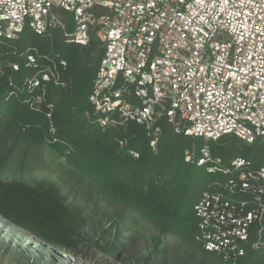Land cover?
Here are the masks:
<instances>
[{
    "label": "trees",
    "instance_id": "obj_1",
    "mask_svg": "<svg viewBox=\"0 0 264 264\" xmlns=\"http://www.w3.org/2000/svg\"><path fill=\"white\" fill-rule=\"evenodd\" d=\"M58 13L71 30L72 13ZM103 51L93 31L81 45L59 28L40 35L25 27L17 39L0 42V216L59 248L86 240L116 258L136 245L129 256L140 264H263L264 218L250 224L239 243L244 255L235 260L196 240L194 204L201 191L218 190L214 182L226 183L235 172L208 173L196 157L185 161L184 152L207 146L227 166L241 157L257 169L264 166V141L248 144L234 134L205 140L175 132L164 116L154 149L135 122L101 128L89 94ZM31 54L36 66L27 65ZM53 64L63 85L49 79L29 91L26 80ZM32 95L41 97L37 109Z\"/></svg>",
    "mask_w": 264,
    "mask_h": 264
},
{
    "label": "built area",
    "instance_id": "obj_2",
    "mask_svg": "<svg viewBox=\"0 0 264 264\" xmlns=\"http://www.w3.org/2000/svg\"><path fill=\"white\" fill-rule=\"evenodd\" d=\"M58 9L72 13L71 30ZM25 27L40 35L59 28L81 45L94 32L104 51L89 102L101 128L135 122L154 149L164 116L177 133L264 141V0H0V42L17 39ZM27 65H37L33 54ZM49 79L63 85L55 64L28 78L27 88ZM31 97L37 109L41 97ZM194 157L208 173L235 172L214 182L218 190L203 189L194 204L196 240L235 260L244 255L239 243L250 224L264 218V166L253 169L241 157L227 166L207 146L185 150V161Z\"/></svg>",
    "mask_w": 264,
    "mask_h": 264
},
{
    "label": "rangeland",
    "instance_id": "obj_3",
    "mask_svg": "<svg viewBox=\"0 0 264 264\" xmlns=\"http://www.w3.org/2000/svg\"><path fill=\"white\" fill-rule=\"evenodd\" d=\"M108 225L106 223L104 228H109ZM109 233L105 234L107 240L112 239L109 238ZM132 248L134 249L128 250L127 255L121 253L116 258L108 257L86 240H78L76 246L59 248L12 225L0 216V264H140L137 258L129 256L137 247L134 245ZM122 257L124 260L120 261ZM210 260L212 257L207 258V262ZM218 264L222 263L218 261Z\"/></svg>",
    "mask_w": 264,
    "mask_h": 264
}]
</instances>
